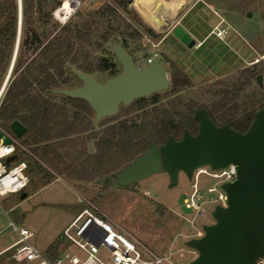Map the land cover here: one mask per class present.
<instances>
[{
	"label": "rangeland",
	"instance_id": "rangeland-1",
	"mask_svg": "<svg viewBox=\"0 0 264 264\" xmlns=\"http://www.w3.org/2000/svg\"><path fill=\"white\" fill-rule=\"evenodd\" d=\"M73 1H78L79 4L68 18L78 13L83 18H88L105 0ZM106 1L114 3L116 0ZM64 2L66 0H61L52 10L53 21L61 23L58 13ZM157 6L161 7V5ZM167 6L168 4L164 2V7ZM173 6H175L174 3ZM134 7L142 15L145 14L139 0L134 2ZM48 8L49 4H45L44 9L47 11ZM130 9L133 10L131 7ZM121 12L141 29L131 15H127L122 10ZM54 13L57 16H54ZM152 14L149 20H144L155 29L160 27L162 33L158 35V38L143 34L140 39L128 40V42L135 53L138 66L143 65L142 54L146 53L151 56L156 52L164 61L169 87L165 91L158 92V96L162 98L161 108L166 106L170 111L175 108L181 110L191 100L210 108L222 97L223 92L230 90L228 98H232L233 101L229 106L236 104L238 106L236 111L246 109L243 101L253 100L256 92L254 76L261 74V84H264V0H185L172 11L170 19L166 22L162 21L163 23L159 25L154 22ZM159 15H162L161 9L154 14L156 18H160ZM138 18L140 19L139 16ZM51 23L52 21H45V25L37 24L35 30L39 34L48 31L52 28ZM146 23H144L145 26H147ZM178 26L195 40L194 46L187 47L178 37L170 34V31L172 33ZM216 26L227 30L223 38L212 33ZM168 33L170 35H167ZM115 41L117 40L111 38L109 44L113 46L116 44ZM158 43H160L158 47L153 46ZM26 57L24 51L22 64L25 63ZM109 57L114 60L111 54ZM171 65L176 66L189 80V87H179L176 93L171 91ZM249 67H253V74L247 72ZM7 69L0 77V86ZM92 76L103 82L108 74L103 71L96 72ZM233 82L240 86L243 84L239 93L232 91L230 85ZM216 84L218 87L216 89L222 90L219 96L213 94ZM221 84L229 86V89L222 88ZM79 85L81 81L78 78H74L70 83L71 87ZM61 96V94L53 93L48 100L57 108L64 106L69 115L74 110H80L74 103H70ZM58 110L55 112H60V109ZM135 110H137L136 105L127 109L128 112ZM127 111L121 112L117 118L125 116ZM143 112L129 116L139 124L142 122ZM150 113L153 114V112ZM87 118L91 123L93 122V111L88 113ZM57 120L59 117L56 118ZM108 120L103 119L97 126L93 124L92 129L99 132V126H105ZM0 128L18 141L21 139L10 127L6 128L0 124ZM81 128L82 125L77 124L73 131ZM59 129L58 125H50L49 133L55 135L54 132ZM89 135V132H81L68 136L66 141H63V138H54L48 142L25 147L29 154L22 153V159L28 160L30 175V182L23 191L27 193V196L20 199L23 193L21 192L0 197V228L8 223V219L12 220L17 228H28L33 232L31 242L42 252L45 251L44 247L48 243L59 239L63 229L73 218L72 213L76 212L79 206L90 207L89 204H93L98 206L101 212L118 227L135 238L145 250L162 258L164 264H188L197 255V252L187 244L188 240L195 238L193 227L188 222L193 213L183 204L186 193L190 192L191 181L181 173L177 185L171 187L168 176L165 173H159L129 187H120L110 178L109 173L119 170L129 161L133 153L129 151L126 154L122 153L118 158H113L115 162L109 166H98L93 168L94 170L88 166L89 172H79L78 170L82 168L78 162H87L83 155H79L81 154L79 151L86 148L88 153H92L89 152V143L94 150L95 144L88 139ZM29 140L32 142V138ZM35 146H38V151L34 150ZM48 146L56 150L47 155H41V150L47 149ZM66 153H70V156L62 160V156ZM99 161L111 160L105 158ZM56 176L61 179H56ZM200 183L203 189L212 184L205 175L201 177ZM217 204L205 205L204 215L195 218L194 226L199 228L202 234L203 227L213 223L211 214ZM73 231L74 228L71 230L72 234ZM14 238L15 233L12 229L5 230L0 237V250L9 245ZM60 243L65 249H69V254L77 255L81 260L85 258L84 253L73 243L64 240ZM63 253L60 254L62 258ZM105 253V250L100 247L98 255L102 259L107 256ZM9 255V252L0 254V264H25L14 262ZM63 264H69L67 259L63 260Z\"/></svg>",
	"mask_w": 264,
	"mask_h": 264
},
{
	"label": "trees",
	"instance_id": "trees-1",
	"mask_svg": "<svg viewBox=\"0 0 264 264\" xmlns=\"http://www.w3.org/2000/svg\"><path fill=\"white\" fill-rule=\"evenodd\" d=\"M132 1L116 0L112 3L105 0L88 18H83L78 13L65 22L58 23L52 19V10L61 0H21L18 48L9 82L0 103V124L9 128L11 122L17 120L25 126L26 132L18 141L23 147L48 142L54 138H63V141H66L68 136L81 132H89L88 139H92L93 122L91 123L87 118L92 109L85 100L62 95V98L80 108L79 111L74 110L69 115L64 106L55 107L56 105L51 103L48 97L53 94V89L72 88L71 81L74 78L77 79L73 70L92 76L96 72L113 69L116 63L109 57V54L113 56L110 51L111 44H109L111 38L117 40L115 43H120L134 57L135 53L130 48L128 40L140 39L143 34L158 38V35L138 18L137 13L130 9ZM45 4H49L47 11L44 9ZM121 10L131 15L141 29L124 16ZM0 16L2 18L0 24L1 77L9 67L15 48L18 30V0H0ZM45 21H52V28L39 34L35 30L36 25H45ZM24 51L27 57L25 63L22 64ZM247 72L254 73L249 68ZM115 73L117 71H111V74ZM170 76L172 92L176 93L179 87H189L188 77L174 65L170 66ZM242 86L243 84L240 86L236 82L230 85L235 93H239ZM221 87L229 89V86L225 84H221ZM216 88H218L217 84ZM221 91L216 89L213 94L219 96ZM228 92L230 90L223 92L222 97L210 108L191 100L185 104L184 109L175 108L172 111L166 106L161 108L162 98L158 96L159 93L137 99L134 104L138 109H144L142 122L135 124L133 119L127 120L130 124L121 128L119 135L116 136L118 142L114 141L116 137L111 138L114 146L121 144L120 151L114 152L113 157H119L122 153L126 154L129 151L133 152L131 159L143 152L148 142L162 143L168 136L179 139L185 130L195 134L197 122L193 114L199 108H205L216 125L228 124L235 130L244 132L250 125L254 112L264 108V84L256 83L253 100L243 101L246 109L243 108L240 111H236L238 107L236 104L229 106L233 100L228 98ZM58 109L60 112L56 113L55 110L59 111ZM57 117L59 120L56 121ZM77 124L82 125V128L73 131ZM50 125L60 127L54 132L55 135L49 133ZM105 134L104 132L100 135V144L110 141ZM29 138H32V142ZM37 147L35 146V151L39 150ZM46 148L41 150V155H47L56 150L51 146ZM79 152L78 154L83 155L87 161L86 163L79 162V164L84 169L83 172H89L88 164L91 154L86 148ZM69 156L70 153H66L62 156V160ZM259 262L257 264H264V256Z\"/></svg>",
	"mask_w": 264,
	"mask_h": 264
},
{
	"label": "water",
	"instance_id": "water-1",
	"mask_svg": "<svg viewBox=\"0 0 264 264\" xmlns=\"http://www.w3.org/2000/svg\"><path fill=\"white\" fill-rule=\"evenodd\" d=\"M158 24H162L154 18ZM21 0H18V30L15 57L20 36ZM173 34L188 47L195 40L181 27ZM122 71L99 82L95 77L73 70L81 85L53 89L52 93L85 100L94 111V122L115 115L120 104L128 105L134 99L148 97L169 87V79L162 60L138 67L120 43L111 48ZM262 75L255 81L261 84ZM197 132L185 130L179 139L168 136L160 145L149 143L148 149L113 174L120 187L129 186L153 174L165 173L169 185L178 183L182 173L191 180L193 171L208 167L219 170L233 164L236 178L221 184L225 205H216L212 211L213 223L203 227V234L188 240L197 255L188 264H257L264 256V108L253 114L244 132L228 124L216 125L205 108L193 114ZM10 128L21 137L26 127L14 120ZM3 144L11 140L0 131ZM89 150L92 151L89 143ZM11 159V158H10ZM26 193L20 195V199Z\"/></svg>",
	"mask_w": 264,
	"mask_h": 264
},
{
	"label": "built area",
	"instance_id": "built-area-1",
	"mask_svg": "<svg viewBox=\"0 0 264 264\" xmlns=\"http://www.w3.org/2000/svg\"><path fill=\"white\" fill-rule=\"evenodd\" d=\"M69 1L70 3H75L72 7L73 12L79 2L73 0ZM70 15L71 14L66 17V20ZM212 33L219 38H223L227 33V30L216 26ZM13 55L0 86V103L3 99L14 64L15 57H13ZM0 131L4 136L11 140L10 144H3V140L0 138V140H2L0 147L14 148V151L11 154L0 157V166H2L4 170L3 172H0V180H3L4 177L8 176L9 173H12V170L17 169L21 164L26 165V167L21 169L19 173H12L13 180L11 185L0 183V192H4L3 195H0V197H2L7 194L23 192L30 182V175L28 173V161L19 157L20 153L24 152L29 154V152L16 138L5 133L1 128ZM203 175L207 176L212 182L211 185L204 189L200 183ZM22 177H27V183L22 187H17L16 191L9 190V187L17 186ZM235 178L236 167L233 164H229L227 167L219 170H211L206 167H201L193 171L190 180V192L186 193L183 199V204L186 209H189L193 213L188 222L193 227L195 238L202 236L200 229L194 226L195 218L204 215L205 205L207 204L218 203L217 205H225L226 195L221 189V184L225 182H233ZM89 206L90 207L86 206L83 208L75 220L62 232V237L66 241L73 243L84 253L85 258L83 260H81L79 256L69 253H65L63 258H49L45 256L31 243L33 233L25 227L17 228L14 222L10 219H8L6 225L0 228V234L5 230L12 229L15 232L17 239L13 243L4 247L0 251V254L9 252L10 258L14 262L27 264H63L64 259H67L69 264H164L162 258L145 250L135 238L118 227L96 206L93 204H89ZM4 214L7 215L5 211ZM73 228L74 231L72 234L71 230ZM100 247L106 252L105 254L107 256H104V259L98 255Z\"/></svg>",
	"mask_w": 264,
	"mask_h": 264
},
{
	"label": "flooded vegetation",
	"instance_id": "flooded-vegetation-1",
	"mask_svg": "<svg viewBox=\"0 0 264 264\" xmlns=\"http://www.w3.org/2000/svg\"><path fill=\"white\" fill-rule=\"evenodd\" d=\"M174 31V30H173ZM117 44V43H116ZM116 44H114L113 46H111L110 47V51H111V48L112 47H114V46H116ZM185 46H187V44H184ZM122 46V45H121ZM153 46H155V47H158L159 46V44H153ZM123 47V46H122ZM188 47V46H187ZM124 48V47H123ZM124 50L131 56V58L133 59V61H134V63L137 65V59L134 57V55L133 54H130L125 48H124ZM111 53L113 54V58H114V60H112L113 62H115L114 64H115V67L113 68V69H110V70H107V71H105L107 74H108V77H106V79L103 81V82H105L108 78H110V77H112V76H114V75H116V74H119L121 71H122V68H121V64H120V62H119V60H118V58L116 57V55L111 51ZM143 55V57H142V63H143V65L142 66H138V67H143V66H145V65H148V64H152V63H156L158 60H162V58L160 57V55L158 54V53H156V52H154V53H152L151 54V56H149V55H147V53L146 54H142ZM137 57V56H136ZM163 61V60H162ZM164 62V61H163ZM167 62V61H166ZM256 63V62H255ZM164 66H165V63H164ZM165 69H166V67H165ZM249 69L251 70V71H253L254 69H253V67H249ZM113 70H115V71H117V73H115V74H111V71H113ZM167 72V71H166ZM167 75H168V73H167ZM256 78V77H255ZM169 79V78H168ZM100 82V81H99ZM103 82H101V83H103ZM165 91V90H164ZM159 92V91H158ZM158 92H155V93H158ZM155 93H153V94H155ZM152 95V94H151ZM150 95V96H151ZM149 97V96H148ZM142 98V97H141ZM137 99H139V98H137ZM137 99H134L132 102H130L128 105H122V104H120L119 105V107H118V111H117V113L115 114V115H112V116H106V117H102V118H100L97 122H94V120H93V124L94 125H96L97 126V124L100 122V121H102L103 119H109L108 120V123L105 125V126H99V129H100V131L99 132H97L98 130H94V129H92L91 130V134H92V139H91V141H93L94 142V144H95V146H94V150H93V148H92V151H90L89 150V152H92V153H90L91 154V156H90V162H89V164H88V166H91V168H92V170H94L93 168H95V167H98V166H109L110 164H113L114 162H115V159L114 160H112L114 157H113V154H114V152H116V151H120V145L121 144H119V145H117V146H114V144H113V140L111 141V138L114 136V137H116V136H118L119 135V132H120V130H121V128L123 129L125 126H128L130 123L129 122H127V120L128 121H130V120H132L133 118H131L129 115H131V114H137V113H139V112H143L144 111V109H138L137 108V110H135V111H133V112H128L127 111V109H129L130 107H132V106H134L135 104H134V102L137 100ZM93 111V110H92ZM124 111H127V113H126V115L125 116H123L122 118H117V116H119V114L121 113V112H124ZM93 113H94V111H93ZM94 116H95V114H94ZM124 122H125V124H124ZM101 123V122H100ZM135 124H137V123H135ZM103 131H102V130ZM106 133L105 135H106V137L108 138V139H110V141H108V142H106L105 144H100V135L102 134V133ZM114 141H117L118 142V138L116 137V139L114 140ZM152 142V141H151ZM151 142H148V144H147V147H146V149L144 150V151H146L147 149H148V146H149V143H151ZM164 142V141H163ZM162 142V143H163ZM152 143H155L156 145H160V144H162V143H156V142H152ZM113 146H112V145ZM91 147H92V145H91ZM117 147H119V149L117 148ZM143 151V152H144ZM143 152H140L139 154H137V155H135L133 158H131L128 162H126L119 170H121L127 163H129L130 161H132L136 156H138V155H140L141 153H143ZM105 158H107L108 160H111V161H109V162H107V161H99V159H105ZM116 158H118V157H116ZM78 164H79V162H78ZM81 167V166H80ZM82 168V167H81ZM105 168H107V167H105ZM84 169H79L78 171L79 172H81V171H83ZM88 170H89V168H88ZM91 170V172H93ZM119 170H117V171H119ZM117 171H115V172H117ZM115 172H113V173H109L110 174V178L111 179H113L114 180V177H113V174L115 173ZM99 179V178H98ZM114 182H115V180H114ZM137 183V182H136ZM136 183H134V184H136ZM115 184H116V182H115ZM134 184H131V185H134ZM117 185V184H116ZM131 185H129V186H131ZM129 186H125V187H129ZM124 187V188H125Z\"/></svg>",
	"mask_w": 264,
	"mask_h": 264
},
{
	"label": "crops",
	"instance_id": "crops-1",
	"mask_svg": "<svg viewBox=\"0 0 264 264\" xmlns=\"http://www.w3.org/2000/svg\"><path fill=\"white\" fill-rule=\"evenodd\" d=\"M136 0H133L132 1V3H131V5H130V7L138 14V16L140 17V19H142V21L144 22V23H146L145 22V20H149L150 19V14H152L151 15V17H153V18H156L155 16H154V14L155 13H157L158 12V9H161V11H162V15L160 16V18H157V19H159L160 21H161V23H163V22H166V20H168V19H170V17H171V15H172V11L177 7V5L178 4H181V3H184V1L185 0H170L169 2H167V0H146V2L144 3V5H146L145 7H144V11H145V14L144 15H142L140 12H138L137 11V9L134 7V2H135ZM161 2V3H160ZM164 2L166 3V5L168 4V6L165 8L164 7ZM173 3L175 4V6H173ZM157 5H161V7L160 8H158V6ZM171 7V8H170ZM148 10V11H147ZM150 10H152L151 11V13L149 12ZM166 13V14H165ZM152 18V19H153ZM145 19V20H144ZM163 21V22H162ZM146 25L149 27V28H151L153 31H154V33H156L157 35H159V34H161L162 33V30L160 29V27L158 28V29H155V28H153L152 26H150L149 24H147L146 23ZM178 27H180V26H178ZM176 28V27H175ZM174 28V29H175ZM182 28V27H181ZM173 29V30H174ZM183 29V28H182ZM170 34L172 35L173 34V31H172V33H171V31H170ZM169 33L167 34V35H170ZM167 35L165 36V37H167ZM164 37V38H165ZM163 38V39H164ZM159 45H160V43H158ZM26 132V131H25ZM23 136V135H22ZM89 146V145H88ZM22 156H23V154L22 153H20L19 154V157L22 159ZM27 160V159H26ZM28 161V160H27ZM28 173H29V163H28ZM56 179H61L60 177H58V176H56ZM23 193H25V192H23ZM26 196H27V193H26ZM94 206H96V205H94ZM99 210H100V208L98 207V206H96ZM83 208H85V206H79L78 208H77V210H76V212H73L72 214H73V218L71 219V221H70V223L67 225V226H69L74 220H75V218L79 215V213L81 212V210L83 209ZM101 211V210H100ZM107 216V215H106ZM109 218V217H108ZM111 220V219H110ZM66 226V227H67ZM65 227V228H66ZM64 228V229H65ZM63 229V230H64ZM31 231V230H30ZM32 232V231H31ZM63 232V231H62ZM15 233V232H14ZM33 233V232H32ZM3 234V233H2ZM2 234H0V237L2 236ZM61 235V237H62V233L60 234ZM17 239V236H16V234H15V238H14V240L11 242V243H13L15 240ZM60 240V241H59ZM61 240H64V241H66L63 237L60 239V237H59V239H57V241H55V242H50V243H48V245L47 246H45L44 247V249H45V251H40L32 242V244L41 252V253H43L45 256H47V257H49V258H55V257H61L60 256V254L62 253V252H64L63 254H65V253H69V249H65V247H63V245H61ZM66 242H68V241H66ZM10 243V244H11ZM3 249V248H2ZM1 249V250H2ZM0 250V251H1ZM52 254V256H50ZM16 263H18V262H16ZM25 264H27V263H25Z\"/></svg>",
	"mask_w": 264,
	"mask_h": 264
},
{
	"label": "clouds",
	"instance_id": "clouds-1",
	"mask_svg": "<svg viewBox=\"0 0 264 264\" xmlns=\"http://www.w3.org/2000/svg\"><path fill=\"white\" fill-rule=\"evenodd\" d=\"M64 9H68V4L67 2L64 3L63 5ZM69 11H71L70 9H68ZM56 15V13H54V16ZM66 17L61 19V23L65 22ZM0 144H2V140H0ZM14 151V148L12 147H0V157H4L6 155L11 154ZM24 167H26V165L21 164L17 169H13L12 173H19L21 169H23ZM3 168L2 166H0V172H3ZM12 173H9L8 176L4 177L3 180H0V183H5L8 185L12 184V180H13V175ZM25 183H27V177H22L20 183L17 186H11L9 187V190L11 191H16L17 187H22ZM4 192H0V195H3Z\"/></svg>",
	"mask_w": 264,
	"mask_h": 264
},
{
	"label": "bare ground",
	"instance_id": "bare-ground-1",
	"mask_svg": "<svg viewBox=\"0 0 264 264\" xmlns=\"http://www.w3.org/2000/svg\"><path fill=\"white\" fill-rule=\"evenodd\" d=\"M140 2H141V4L143 5V9H144V7L147 5H144V3L146 2V0H139ZM66 2H67V4H68V9H70L71 11H69L68 9H64V7H63V5H62V7L60 8V10H59V13H58V16L60 17V18H64V17H67L71 12H72V6L75 4L74 2H72V3H70L69 1H67L66 0ZM65 3V2H64ZM147 3V2H146ZM72 6H71V5ZM148 11V10H147ZM57 16V15H56ZM154 22L156 23V24H158L157 23V21L156 20H154ZM159 25V24H158Z\"/></svg>",
	"mask_w": 264,
	"mask_h": 264
}]
</instances>
